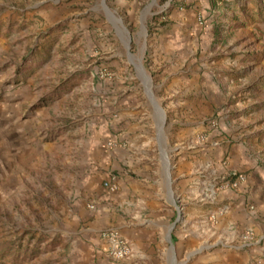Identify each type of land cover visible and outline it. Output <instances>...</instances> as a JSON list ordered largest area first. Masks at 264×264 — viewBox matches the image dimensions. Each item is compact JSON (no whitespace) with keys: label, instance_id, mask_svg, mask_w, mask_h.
Here are the masks:
<instances>
[{"label":"rangeland","instance_id":"obj_1","mask_svg":"<svg viewBox=\"0 0 264 264\" xmlns=\"http://www.w3.org/2000/svg\"><path fill=\"white\" fill-rule=\"evenodd\" d=\"M29 84L25 152L0 180V264H74L93 156L147 132L152 107L169 166L199 154L201 207L264 179V135L246 137L242 120H264V0H0V104ZM243 141L232 167L226 148ZM216 238L222 254L249 246Z\"/></svg>","mask_w":264,"mask_h":264},{"label":"crops","instance_id":"obj_2","mask_svg":"<svg viewBox=\"0 0 264 264\" xmlns=\"http://www.w3.org/2000/svg\"><path fill=\"white\" fill-rule=\"evenodd\" d=\"M178 51L173 49L170 53ZM250 80L251 76L243 80L246 87L251 86ZM34 92L30 84L12 87L0 104V180L25 152L30 124L24 108L35 102ZM263 99L258 98L257 103ZM154 116L152 107L147 115V132L151 131V135L144 128L133 126L123 135L124 142L116 147H100L93 156L94 168L80 187L81 194L91 197L94 204L83 214L75 210L83 222L80 231L84 232L72 243L74 264H248L261 257L264 179L257 171L251 172L246 185L226 189L217 201L201 207L196 198L200 192L195 167L199 154L193 149L174 155L170 167L169 153L163 149L168 137H162ZM242 120L245 136H253L257 142L264 135L263 117ZM131 130L134 132L129 133ZM248 146L243 141L226 148L232 167H238L237 159L244 160ZM108 180L116 184L115 191L103 186ZM219 205L223 211H217ZM109 228L120 230L127 238L134 250L131 259L112 261L107 257L99 233ZM247 229L253 231L254 239L244 249L222 254L213 248L216 237L238 242ZM202 243H208L205 259L200 256Z\"/></svg>","mask_w":264,"mask_h":264},{"label":"built area","instance_id":"obj_3","mask_svg":"<svg viewBox=\"0 0 264 264\" xmlns=\"http://www.w3.org/2000/svg\"><path fill=\"white\" fill-rule=\"evenodd\" d=\"M110 145V142H109ZM245 175L234 172L232 178H230L231 187H240L245 182ZM104 187L111 191L117 189L116 184L110 180L103 183ZM214 193L213 189L211 190ZM93 208V205L90 206ZM99 236L105 242V252L107 257L112 261L118 260H129L134 256V250L127 240V238L121 233L120 230L116 228L103 229L100 231ZM254 233L252 230H247L243 232L240 237V243L243 247L244 245H250L253 242ZM251 264H264V257L255 258Z\"/></svg>","mask_w":264,"mask_h":264}]
</instances>
